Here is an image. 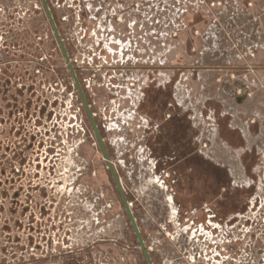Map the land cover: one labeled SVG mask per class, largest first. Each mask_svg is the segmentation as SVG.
<instances>
[{
  "label": "rangeland",
  "instance_id": "374dc122",
  "mask_svg": "<svg viewBox=\"0 0 264 264\" xmlns=\"http://www.w3.org/2000/svg\"><path fill=\"white\" fill-rule=\"evenodd\" d=\"M48 2L143 235L154 248L156 264H206L210 253L207 248L200 257L189 252L180 261L173 255L177 248L173 230L161 227L170 213L157 211L155 205L170 203L172 193L162 189L163 173L154 169L157 157L148 143L149 124L138 121L160 110L185 113V147H193L195 157L221 163L232 175L227 190L233 207L231 225L217 217L211 239L216 258L209 263H224L220 249L230 240L232 264H264V0ZM38 93L41 103L46 99L55 103V131L50 138L44 135L43 141L46 145L54 137L57 143L54 165L43 162L40 171L51 180L49 185H55L58 205L73 215L70 224L77 227L82 221L77 237L83 244L74 246L71 256L82 253L92 258L97 247L87 243L98 242L104 233L106 238H118V245H105L109 256L118 253V264H146L41 0H0V121L7 113V125L0 122L4 146L40 142L41 137L32 140L31 133L37 135L45 124L36 130L35 123L24 118L23 135L17 137L20 125L9 114L33 113ZM241 95L247 99L239 104ZM164 152L172 155L168 148ZM244 158L251 164L247 172ZM10 159L5 166L9 178L19 168L18 161ZM191 166L184 168L182 185L202 193L206 177L215 178L214 167L200 165L199 175ZM35 168L29 163L25 172L34 175ZM13 182L0 187V205L15 204L17 182ZM41 184L48 181L42 179ZM184 191L188 190L184 187ZM222 197L217 193L215 204ZM242 206L247 209L234 208ZM5 210L3 219L10 217L6 214L10 210ZM129 243L135 244L134 251L128 249ZM85 258L83 264L89 262ZM71 261L57 263L78 264Z\"/></svg>",
  "mask_w": 264,
  "mask_h": 264
},
{
  "label": "flooded vegetation",
  "instance_id": "af4514ba",
  "mask_svg": "<svg viewBox=\"0 0 264 264\" xmlns=\"http://www.w3.org/2000/svg\"><path fill=\"white\" fill-rule=\"evenodd\" d=\"M42 2V0H41ZM47 3L50 7L53 19L55 21V24L57 26V29L60 33V36L62 38L61 35V31L59 28V25L57 23L55 14L52 10L51 5L49 4L48 0ZM43 5V2H42ZM44 7V5H43ZM45 9V7H44ZM46 12V10H45ZM47 14V13H46ZM48 17V15H47ZM51 23V22H50ZM52 26V24H51ZM86 26V25H85ZM53 33L55 34L56 37V33L52 27ZM87 31V30H86ZM57 39V37H56ZM58 41V40H57ZM63 44L65 46V49L68 53V58L69 60L67 61L64 54V59H65V63L67 65V68L69 70V73L71 74V78L73 80V84L77 89V92L79 94V97L81 99V103L83 105L84 111L88 116V112L85 106V103L79 93V90L76 86V83L74 81L73 78V74L70 68V65L74 68V71L79 79V76L77 74V68L76 66L73 64L72 62V58L71 55L68 51L67 45L65 44L64 39L62 38ZM59 44V42H58ZM59 47L62 51V48L59 44ZM63 53V51H62ZM36 80H38L36 78ZM79 82L81 84V87L83 89L82 83L79 79ZM37 84V83H36ZM41 87V86H40ZM44 87V86H43ZM38 92L39 89H37ZM85 98L87 100V103L89 104V107L92 111V106L89 103L88 97L83 89ZM36 96V104H35V108H33V113H9L10 115H13V117H16V122L19 123L20 127L15 130L16 136L17 137H22V124H23V120L24 118L27 119V121L32 120L35 123V129H39L40 125H43V129H41V131L37 130V135L34 133H31V139L34 140L36 137H41V139H39L40 142H37V144L35 145L36 142H30L27 143L28 145H25L24 143H19L18 145L16 144V146H11L10 144H6L5 146L1 143V138H0V187L2 186H7L8 182H17V188L14 191L15 194V198H14V205L12 206H2L0 205V209H3L4 207H6L7 209L10 210H16V208L18 210H16L17 212H22L23 214L27 213L30 209L41 213L42 215H50L52 217H64L63 214V206L60 207L58 205L57 201V194L55 191V185H49V183H51L50 179H46L43 178V174L40 171V168L43 167L41 166V164L43 162H45L46 164H52L54 165L55 160H56V146L57 143H55L54 141V137L52 139H50V141L45 145L44 141H43V136L44 135H49L51 134L53 136V132L55 131V113H54V109L53 107L55 106V103H50L49 99H46V101L42 102V95L35 94ZM159 108H160V104H159ZM162 111L160 110L159 113H148V117L146 118H142L139 119L138 121H146L148 122L147 127L150 129V138L148 139V143H150V150L151 153L155 154V156L157 157L155 162H154V169L155 171L158 170L160 172H162V181L164 182L162 189H165L168 193H172L171 195V200L170 203H164V202H159V205H155V209L158 211V209L160 208L161 210L167 211L170 213L169 218H166V225L163 226L161 225V227L165 228L166 231L167 229H172L173 230V236L174 238L177 240L176 243V252L173 254L175 257H177V259H181L180 261H183L188 253L192 252V255H195L197 257L200 256H204L203 252L206 249V251L213 253L214 252V243L213 240L214 239V235L217 231L216 228V219L217 217H221L220 220H225L224 224L226 226H230L231 225V218H230V214L233 212V207L231 205V195L227 193H229L227 190H224L221 193V196H223L220 200H218V205L215 204L216 200H215V195H216V190H215V183H214V176L213 179H209V177H206V180H204L205 182L207 181V191H204L202 193L199 192V190L197 191V189L192 188L189 184L186 185L184 183V185H182V179L183 178V172H184V168H188L190 167V165H192V170L193 172L195 171L196 173L199 172V160L197 157L194 156V152H193V147H185L184 143H183V113H167L166 111L164 113H161ZM4 114V116L2 117V120L0 121L2 124H6L7 125V113H2ZM19 114V116H18ZM6 115V117H5ZM94 117H95V113H93ZM138 117L141 116L140 113H137ZM151 116H153V119L150 118ZM96 120V118H95ZM151 120V121H150ZM90 121V119H89ZM97 122V120H96ZM91 123V121H90ZM98 127L99 124L97 123ZM92 126V124H91ZM45 127V128H44ZM16 128V127H15ZM12 131H14V129ZM93 128V127H92ZM6 129V127H5ZM45 130V131H43ZM100 130V128H99ZM44 133V134H43ZM101 133V130H100ZM40 135V136H39ZM96 136V135H95ZM101 136L103 138L105 147L107 148V151L109 153L108 147L105 143V138L103 136V134L101 133ZM155 136V137H154ZM48 138H50V136H48ZM97 143L100 146V149L102 151V154L105 158V155L103 153V149L101 147V144L97 138ZM36 147V148H35ZM171 147V148H170ZM168 150L172 153L171 156H168L167 153L165 154V150ZM160 150V151H159ZM162 152V153H161ZM161 153V154H160ZM110 156V153H109ZM11 158L10 160L12 161H18L19 163V168H16L17 174H11V177L9 178V173H7V171L5 170V166L6 161H8V158ZM111 159V156H110ZM105 161L108 164L107 159L105 158ZM112 161V160H111ZM17 163V162H16ZM29 163H32V165L37 168L36 169V173L34 175H29L25 172V167L29 166ZM113 163V161H112ZM114 164V163H113ZM110 171V174L112 176V179L114 181L116 190H117V194L118 196L121 198L119 189L115 183V180L113 178L111 169L109 167V164L107 165ZM115 166V164H114ZM211 168V167H209ZM116 169V167H115ZM214 168H212L213 170ZM117 171V169H116ZM118 174V171H117ZM119 177V174H118ZM42 179H44L45 181H48V184H41ZM120 181L121 178L119 177ZM13 182V183H14ZM186 182L189 183V180L187 179ZM122 183V182H121ZM161 184V183H160ZM48 185V186H47ZM123 185V183H122ZM186 185V186H185ZM186 188L188 191L187 192H183V188ZM124 188V187H123ZM1 191V190H0ZM125 191V189H124ZM181 191V192H180ZM3 193L1 194V196H6L7 194V189L5 187V189H3ZM169 193V194H170ZM187 193V194H186ZM224 193V194H223ZM126 194V193H125ZM183 194H185L186 197H183ZM223 194V195H222ZM200 195L202 196L203 200L200 201ZM127 200L129 201L130 206H132V211L134 213V216L136 218L137 224L139 226L142 238L145 242L146 248L149 252V255L151 257V261L153 264H156L155 261V256L153 255V253H151L152 251H154V248L151 247V245L146 241L143 232L141 230V227L139 225L138 222V218L135 214V211L133 210L134 204L130 202L127 194H126ZM44 199L41 200V199ZM122 200V198H121ZM161 201V200H159ZM123 203V200H122ZM221 203V205L219 204ZM166 204V205H165ZM124 206V203H123ZM143 207H145L144 205H142ZM66 207V206H65ZM235 210H242L245 211L247 209V206H242V207H234ZM125 209V206H124ZM146 209V208H145ZM126 211V209H125ZM172 212V213H171ZM127 213V211H126ZM168 213V214H169ZM128 215V213H127ZM129 217V216H128ZM130 219V218H129ZM219 223V222H218ZM130 224H131V228L133 230V234L134 236L137 238L138 243H139V247L141 248L139 239L137 237L135 228L133 223L130 220ZM175 224L176 229L172 228V225ZM225 227V226H224ZM103 232V231H102ZM168 233L170 235H172L171 231L168 230ZM102 237L99 238V241L97 242L96 240L93 242L94 244H89L87 243V245H89L90 247L92 246V248L97 247V249H95V254L92 258H89L91 256H83V258L86 259V261H89L88 263H84V264H118V253L113 254L112 257L109 256L108 253H105V245L107 244V246L110 245H118V238H106L104 237V233H102ZM211 235H213L212 237H210ZM162 245H164V247L167 245V243H161ZM97 245V246H95ZM228 247H226V244L224 247H222L220 249V255L221 253H223L224 255V263L223 264H227L225 263L226 258H230L231 256V242L229 240V242L227 243ZM115 248V247H114ZM135 248V244L133 243H129L128 245V249L129 250H133L134 251ZM87 250V249H86ZM108 250V249H107ZM118 250V248H117ZM166 251V250H165ZM107 252V251H106ZM143 252V250H142ZM167 255L169 257H171L169 251H166ZM208 253V254H210ZM111 254V253H110ZM115 255V257H114ZM144 258H145V263L149 264L144 252H143ZM71 254H68L67 257L68 259H70ZM227 259V260H228ZM105 260V262L103 261ZM114 260L117 261V263H114ZM197 264H201V261H199Z\"/></svg>",
  "mask_w": 264,
  "mask_h": 264
},
{
  "label": "built area",
  "instance_id": "2783aa9c",
  "mask_svg": "<svg viewBox=\"0 0 264 264\" xmlns=\"http://www.w3.org/2000/svg\"><path fill=\"white\" fill-rule=\"evenodd\" d=\"M5 209L7 208L0 209V221L14 218L15 222H0V264H58L59 261L72 262L71 260L83 264L82 253L77 257L70 256V259L67 257L74 246L83 244L81 237H77L78 234L81 235L79 230L82 229V221L79 220L77 227L70 224L73 215H70L68 209L63 211L64 217H58L59 220L32 209L23 214L21 211L17 212V208L9 209L10 215L8 211L6 214L11 218L3 219ZM65 212H68V218ZM231 257L226 261L227 264H232ZM215 258L214 252L208 254L207 258L205 256L206 264H210Z\"/></svg>",
  "mask_w": 264,
  "mask_h": 264
},
{
  "label": "water",
  "instance_id": "95a60500",
  "mask_svg": "<svg viewBox=\"0 0 264 264\" xmlns=\"http://www.w3.org/2000/svg\"><path fill=\"white\" fill-rule=\"evenodd\" d=\"M42 2H43V5H44V7H45V10H46V13H47V15H48V18H49V20H50V22H51V24H52V27H53V29H54V31H55V33H56V37H57V40H58V42H59V44H60V46H61V48H62L63 54H64L66 60L68 61V60H69V58H68V53H67V51H66V49H65V46H64V44H63L62 38H61V36H60V33H59V31H58V29H57V26H56V24H55V21H54V19H53V16H52V13H51L50 7H49V5H48V3H47V0H42ZM70 68H71V71H72L73 78H74V81H75V83H76V86H77V88H78V90H79V93H80V95H81V97H82L84 103H85V106H86V109H87V112H88V116H89V119H90V121H91V124H92L93 130H94V132H95V135H96V137L98 138V140H99V142H100V144H101V147H102V149H103V153H104V155H105V158H106L107 161H108V164H109V167H110V169H111V172H112L113 178H114L115 183H116V185H117V187H118V189H119V192H120L121 198H122V200H123V203H124L125 209H126V211H127V213H128V216H129L131 222H132L133 225H134V228H135V231H136L137 237H138V239H139V242H140L141 248H142V250H143V252H144V254H145V256H146V258H147V260H148V262H149V264H153L152 261H151V257H150V255H149V252H148V250H147V248H146L145 242H144V240H143V238H142V235H141V232H140L139 226H138V224H137L136 218H135V216H134V213H133V211H132V208H131V206H130V204H129V201L127 200V197H126V194H125V191H124L123 185H122V183H121V181H120V179H119V177H118V174H117V171H116V169H115V166H114V164L112 163V161H111V159H110V156H109V153H108V151H107V148L105 147V144H104L103 138H102V136H101V133H100L99 127H98V125H97V122H96V120H95V117H94L93 113L91 112V109H90V107H89V104L87 103V100H86V98H85V95H84L83 89H82L81 84H80V82H79V79H78V77H77V75H76V73H75V71H74V68H73L71 65H70Z\"/></svg>",
  "mask_w": 264,
  "mask_h": 264
},
{
  "label": "crops",
  "instance_id": "0c3cea01",
  "mask_svg": "<svg viewBox=\"0 0 264 264\" xmlns=\"http://www.w3.org/2000/svg\"><path fill=\"white\" fill-rule=\"evenodd\" d=\"M247 95H241V96H239L238 97V99H237V101L239 102V104L240 103H242V101H245L246 99H247V97H246ZM243 98H244V100H243ZM182 118H183V133H184V130H187V128H188V125H187V123H185L184 122V119H186V117H187V115H185V113H183L182 114ZM243 136H244V131H243V134H242ZM245 137V136H244ZM246 151V150H245ZM251 152V151H250ZM257 154L258 155H260V152L258 153L257 152ZM199 156V155H198ZM197 156V158H198V160H199V165H205V163H207L208 165H212L213 167H214V172H213V174L215 175V178H214V183H215V190H216V195H217V193H222L223 192V190H231V187H230V185H228L232 180V175L230 174V171L229 172H227V170L225 169V167L226 166H224V165H221V163L219 164V163H217L215 160H213L212 158H209V157H207V159H205V158H200V156L198 157ZM244 156H246V155H244ZM259 159L262 161V157H261V155H260V157H259ZM206 160V161H205ZM252 161H253V159H251ZM255 160H257V158H255ZM245 161H247L246 160V158H244L243 159V165H244V167H245V170H246V172H247V168H248V166L249 165H251V164H248V162H246V163H244ZM262 165H263V163H262ZM216 166V167H215ZM218 166V167H217ZM224 166V167H223ZM215 168H216V170H221L222 169V172L223 173H216V171H215ZM200 169V168H199ZM262 171H264L263 170V168L261 167V173H262ZM227 174H226V173ZM198 174L200 175V171L198 172ZM222 176V178H217V177H221ZM261 177H264V174L263 175H261ZM220 182H221V184H220ZM200 183H201V181H200ZM204 183V185H203V189H204V191H207V188H205V182H203ZM221 186L222 187H226V188H223V190H222V188H221ZM218 187V188H217ZM227 188H229V189H227ZM218 191V192H217ZM200 193H201V191H199ZM203 192V191H202ZM201 196V195H200Z\"/></svg>",
  "mask_w": 264,
  "mask_h": 264
}]
</instances>
